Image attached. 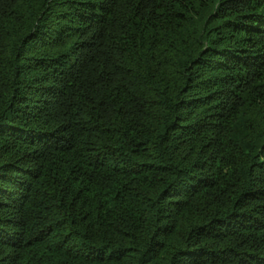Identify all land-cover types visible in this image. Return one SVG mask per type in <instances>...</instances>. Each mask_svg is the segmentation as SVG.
<instances>
[{
	"label": "trees",
	"instance_id": "obj_1",
	"mask_svg": "<svg viewBox=\"0 0 264 264\" xmlns=\"http://www.w3.org/2000/svg\"><path fill=\"white\" fill-rule=\"evenodd\" d=\"M0 264H264V0H0Z\"/></svg>",
	"mask_w": 264,
	"mask_h": 264
}]
</instances>
